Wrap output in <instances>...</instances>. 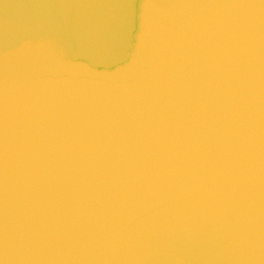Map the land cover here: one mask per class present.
Here are the masks:
<instances>
[{
    "label": "water",
    "instance_id": "1",
    "mask_svg": "<svg viewBox=\"0 0 264 264\" xmlns=\"http://www.w3.org/2000/svg\"><path fill=\"white\" fill-rule=\"evenodd\" d=\"M0 264H264V0H0Z\"/></svg>",
    "mask_w": 264,
    "mask_h": 264
}]
</instances>
